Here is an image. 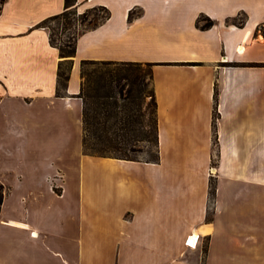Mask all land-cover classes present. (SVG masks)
Segmentation results:
<instances>
[{
	"label": "crops",
	"instance_id": "crops-1",
	"mask_svg": "<svg viewBox=\"0 0 264 264\" xmlns=\"http://www.w3.org/2000/svg\"><path fill=\"white\" fill-rule=\"evenodd\" d=\"M64 5L0 11V264H264V0H77L110 15L78 35L59 96L36 25ZM83 59L154 63L157 162L84 152Z\"/></svg>",
	"mask_w": 264,
	"mask_h": 264
},
{
	"label": "trees",
	"instance_id": "trees-1",
	"mask_svg": "<svg viewBox=\"0 0 264 264\" xmlns=\"http://www.w3.org/2000/svg\"><path fill=\"white\" fill-rule=\"evenodd\" d=\"M4 0H0V11ZM96 8L103 11L94 21L84 24L90 11ZM135 14L130 10L129 19ZM110 15L104 5H95L83 12L77 9V0H65L64 9L40 21L36 26L49 30L50 43L57 47L61 59L57 69L59 96L67 94V86L76 54L78 35L98 26ZM204 20L201 24L200 21ZM63 25L62 38H55L49 23ZM234 22L242 25L241 20ZM82 24L83 27L69 33L64 30ZM197 23L201 28L210 27L213 20L200 15ZM73 25V26H72ZM152 62L83 59L81 61V87L79 96L83 100V149L85 153L99 156L157 162L160 158L157 119V101L152 85ZM215 109L213 130L216 128L217 89L214 93ZM141 154H145L143 157ZM215 180L210 179L209 199L215 198ZM7 188L0 182V208ZM207 218H211L210 206Z\"/></svg>",
	"mask_w": 264,
	"mask_h": 264
},
{
	"label": "rangeland",
	"instance_id": "rangeland-1",
	"mask_svg": "<svg viewBox=\"0 0 264 264\" xmlns=\"http://www.w3.org/2000/svg\"><path fill=\"white\" fill-rule=\"evenodd\" d=\"M80 12V11H79ZM83 12V11H82ZM103 11L101 9L96 8L95 10L90 11V13L87 16V20L84 22V24H88L90 21H94L95 17L97 15H102ZM83 24V23H82ZM82 24H78L73 26L71 29H66L64 30L65 33H69L72 32L74 30L80 29L83 27ZM49 26L51 27V29L53 30V33L55 35V38L57 39V41L59 42V37L62 38L64 36V34L62 33L63 31V25L62 24H57L55 22L49 23ZM143 157H146L145 154H141ZM216 155V154H215ZM216 158V156H214Z\"/></svg>",
	"mask_w": 264,
	"mask_h": 264
},
{
	"label": "built area",
	"instance_id": "built-area-1",
	"mask_svg": "<svg viewBox=\"0 0 264 264\" xmlns=\"http://www.w3.org/2000/svg\"><path fill=\"white\" fill-rule=\"evenodd\" d=\"M215 170H216V168H215V166L213 165L212 167H211V173H214L215 172ZM51 185H52V187H53V189H55V190H57L60 186H61V184L59 183V182H57V181H55V179H53V180H51ZM186 243L188 244V245H193L191 242H190V237H188L187 239H186Z\"/></svg>",
	"mask_w": 264,
	"mask_h": 264
},
{
	"label": "bare ground",
	"instance_id": "bare-ground-1",
	"mask_svg": "<svg viewBox=\"0 0 264 264\" xmlns=\"http://www.w3.org/2000/svg\"><path fill=\"white\" fill-rule=\"evenodd\" d=\"M195 233V232H194ZM193 235V234H192ZM190 242L194 245L196 242V235L191 236Z\"/></svg>",
	"mask_w": 264,
	"mask_h": 264
}]
</instances>
